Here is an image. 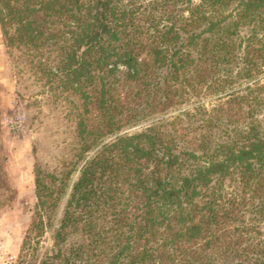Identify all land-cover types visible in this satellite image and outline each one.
I'll list each match as a JSON object with an SVG mask.
<instances>
[{"label":"trees","instance_id":"1","mask_svg":"<svg viewBox=\"0 0 264 264\" xmlns=\"http://www.w3.org/2000/svg\"><path fill=\"white\" fill-rule=\"evenodd\" d=\"M133 1L0 0L7 46L56 51L31 68L93 112L81 133L154 118L93 157L127 179L124 211L106 216L113 197L83 170L59 212L62 189L34 167L14 264H264V0Z\"/></svg>","mask_w":264,"mask_h":264},{"label":"rangeland","instance_id":"2","mask_svg":"<svg viewBox=\"0 0 264 264\" xmlns=\"http://www.w3.org/2000/svg\"><path fill=\"white\" fill-rule=\"evenodd\" d=\"M120 1L130 3V0ZM152 1L133 2L138 6ZM159 13L157 10L156 14ZM35 53L22 44L7 46L0 24V264L16 262L30 225L37 200L35 166L50 174L48 183L55 179L54 183L62 189L57 205L59 212L66 199L72 197L69 194L71 187L83 170L85 174L82 176L86 179L83 188L91 185L96 189L95 185L99 184L98 187L105 188L106 193L113 197L100 205L108 209L105 215L112 207L124 211L133 199L128 191L127 179L121 174L113 176L114 171L108 161L109 152L101 151V160L95 164H92L95 161L93 157L103 144L111 142L116 136L135 132L154 121L150 118L133 126L126 125L93 141L92 133H87L97 125L93 112H86L81 100L70 90L68 92L62 80H48L41 72L31 68V55L35 56L34 61L40 59L50 63L56 51L42 55ZM82 121L86 124L85 133L80 131ZM51 242L47 238L42 245L50 246Z\"/></svg>","mask_w":264,"mask_h":264}]
</instances>
